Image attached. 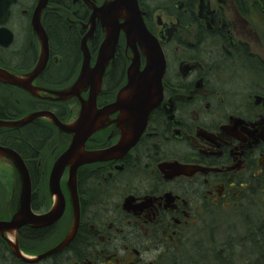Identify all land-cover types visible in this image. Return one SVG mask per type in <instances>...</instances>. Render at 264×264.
Masks as SVG:
<instances>
[{"label": "flooded vegetation", "instance_id": "af4514ba", "mask_svg": "<svg viewBox=\"0 0 264 264\" xmlns=\"http://www.w3.org/2000/svg\"><path fill=\"white\" fill-rule=\"evenodd\" d=\"M90 1L100 5L104 0ZM137 1L164 56L160 98L126 153L77 168L75 235L59 253L36 264H144L145 252H184L214 212L243 214L250 206L257 215L264 206V0ZM38 2L0 0V70L19 78L30 74L41 58L40 38L32 26ZM90 14L84 0H46L40 12L49 45L45 67L28 85L30 90L0 80V119L16 121L35 112H50L62 123L76 119L88 87L67 98L57 92L79 75L80 42L89 30ZM103 32L96 21L87 39L91 66ZM136 48L142 70L146 54L141 43ZM133 56L121 32L96 97L97 109L113 103L127 84ZM119 117L120 111L104 117L85 149L116 144ZM49 128L58 146L70 141L51 119L38 117L18 128H0V146L10 143L26 154L39 131L49 134ZM3 131L13 134L15 142H5ZM36 152L27 167L30 208L42 216L57 202L49 174L59 154ZM68 171L66 167L60 180L64 209L59 217L50 224L0 232V264H29L14 255L7 238L17 239L22 252L31 251L21 248L20 239L36 252L40 243L54 247L66 238L74 222ZM19 193L14 188L3 199L0 187V221L18 211Z\"/></svg>", "mask_w": 264, "mask_h": 264}, {"label": "water", "instance_id": "95a60500", "mask_svg": "<svg viewBox=\"0 0 264 264\" xmlns=\"http://www.w3.org/2000/svg\"><path fill=\"white\" fill-rule=\"evenodd\" d=\"M84 1L89 5L91 14L86 25L89 26V30L80 42V50L83 56L80 72L69 89L57 92L60 97L66 98L78 95L81 88L88 87L87 98L80 99V110L76 119L69 123H62L50 112H35L17 121L0 120V127L18 128L35 118L47 117L54 122L61 133L71 136L70 145L53 162L49 174L51 193L57 195L55 208L42 216H35L30 208L31 179L27 166L17 153L0 146V157L6 156L11 159L20 183L18 211L9 221H0V232L16 230L25 224L46 225L56 220L64 209V199L60 193V180L64 169L69 167L67 187L72 194L74 222L69 235L54 248V251L65 247L70 242L77 227L79 214L75 193L77 168L84 163L118 158L137 141L145 127L149 112L157 105V100L160 98L161 79L165 68L163 53L157 40L145 27L137 0H104L100 5H96L90 0ZM45 5L46 0H39L32 18L33 29L41 42V58L38 64L30 74L23 78L0 70L1 81L30 90L28 85L44 69L49 47L47 35L40 23V12ZM96 21L104 31V38L98 47L95 63L91 66L87 39L92 35ZM121 32H123L125 39L127 37L128 43L132 45L134 53L128 66V81L121 88L113 103L102 109H97L96 97L105 69L114 57ZM136 42L142 44L146 54V64L142 70L139 69ZM115 111H120V117L117 121L121 129V136L118 142L104 150L85 151L84 143L87 138L101 127V121L104 117ZM126 128L130 129V134L126 133ZM6 241L14 255L25 263L33 264L54 253L42 252L35 258H29L22 254L17 240L13 242L6 239Z\"/></svg>", "mask_w": 264, "mask_h": 264}, {"label": "rangeland", "instance_id": "374dc122", "mask_svg": "<svg viewBox=\"0 0 264 264\" xmlns=\"http://www.w3.org/2000/svg\"><path fill=\"white\" fill-rule=\"evenodd\" d=\"M0 160V187L3 199H9L11 191L17 190V179L12 165ZM249 207H244L243 214H237L239 210L214 212L184 252H145L144 264H263L260 246H264V206L257 215Z\"/></svg>", "mask_w": 264, "mask_h": 264}, {"label": "bare ground", "instance_id": "6f19581e", "mask_svg": "<svg viewBox=\"0 0 264 264\" xmlns=\"http://www.w3.org/2000/svg\"><path fill=\"white\" fill-rule=\"evenodd\" d=\"M103 38H104V32H103V34H102V36H101V41L103 40ZM101 41H100V43H101ZM100 43H99V45H100ZM48 47H49V45H48ZM99 47V46H98ZM110 62H111V60H110ZM109 62V63H110ZM109 65V64H108ZM107 65V66H108ZM67 89H69V88H66L65 90H67ZM65 90H63V91H65ZM63 91H61V92H63ZM67 98V97H66ZM0 120H2V121H7V120H3V119H0ZM18 120H20V119H18ZM17 121V120H16ZM57 127V126H56ZM0 128H3V129H10L9 127H0ZM59 131V130H58ZM13 132H14V130H13ZM12 132V133H13ZM60 132V131H59ZM7 133V134H6ZM52 133V131H51V129L49 128V134H46L44 131H39V133L37 134V136H35V138L32 140L33 141V145H28L27 146V152H26V154H24V153H18L16 150H15V145H13V144H10V143H7L8 144V146H1V147H3V148H8V149H10L12 152H15V153H17L21 158H22V160L24 161V163H25V165L27 166V167H31V162L30 161H33V159H35L36 157H37V152H36V150L37 151H40V150H44V151H46V152H54V153H56V154H59L55 159H54V161L62 154V152H64L67 148H68V146L70 145V143H71V138H70V141H68V142H66L64 145H63V147L62 146H58V145H60V143L57 141V139L55 138V136L54 135H52L51 134ZM92 135V134H91ZM90 135V136H91ZM3 136L4 137H8L7 139H5V142H10V141H14L15 142V138L13 137V134H11L10 135V133L9 132H5V131H3ZM89 136V137H90ZM89 137L87 138V140L89 139ZM87 140L85 141V143L87 142ZM85 143H84V150L85 151H87L86 149H85ZM33 146H34V149H33ZM58 146V147H57ZM111 147V146H110ZM109 148V147H108ZM105 149H107V148H105ZM64 150V151H63ZM101 150H104V149H101ZM128 150V149H127ZM126 150V151H127ZM95 151V150H94ZM58 152H60V153H58ZM126 153V152H125ZM122 156V155H121ZM1 159H4L5 161H7V160H9L11 163H12V161H11V159H9L8 157H6V156H1ZM1 161V160H0ZM53 161V162H54ZM8 162V161H7ZM9 163V162H8ZM10 164V163H9ZM68 170H69V167H68ZM53 194V193H52ZM70 197H71V201H72V194H71V192H70ZM64 199V198H63ZM73 206V205H72ZM77 209L80 211V207H79V205H77ZM78 218H79V214H78ZM264 221V220H263ZM263 227H264V223H263ZM76 229H77V227H76ZM76 229H75V231H74V235H75V232H76ZM71 230V229H70ZM70 230H69V232L67 233V235H66V237L69 235V233H70ZM73 235V236H74ZM62 242V241H61ZM61 242H59L57 245H59ZM56 245V246H57ZM56 246H49V243H40V245H39V247L38 246H35V247H38V248H35L34 247V249H36V252H32L33 251V248H31L30 249V251H31V253H28L26 256L27 257H29V258H35V257H37L40 253H39V251H41V252H54L53 254H51V255H49V256H47V257H50V256H52V255H55V254H57V253H59V251L61 250V249H63V248H61V249H58L57 251H54V248L56 247ZM47 257H45V258H42V259H40L39 261H37V262H35V263H33V264H36V263H38V262H40V261H42V260H44V259H46Z\"/></svg>", "mask_w": 264, "mask_h": 264}, {"label": "trees", "instance_id": "16d2710c", "mask_svg": "<svg viewBox=\"0 0 264 264\" xmlns=\"http://www.w3.org/2000/svg\"><path fill=\"white\" fill-rule=\"evenodd\" d=\"M100 37H101V35H100ZM100 37H99V39H100ZM74 48H76V46L74 47ZM14 130V132H15V129H13ZM260 226L262 225V224H259ZM262 243H263V245H264V240L263 241H261ZM20 244H21V248L22 249H24L25 251H30V249L28 248V244H27V242H26V240H22V239H20ZM260 248L262 249L261 250V255L263 256H261L262 258H261V262L264 264V246H260ZM27 253H31V252H27ZM257 258H258V256H257ZM258 262V261H257Z\"/></svg>", "mask_w": 264, "mask_h": 264}]
</instances>
